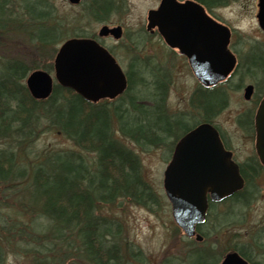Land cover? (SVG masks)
Returning a JSON list of instances; mask_svg holds the SVG:
<instances>
[{"label": "trees", "instance_id": "16d2710c", "mask_svg": "<svg viewBox=\"0 0 264 264\" xmlns=\"http://www.w3.org/2000/svg\"><path fill=\"white\" fill-rule=\"evenodd\" d=\"M55 1L0 0V46L14 49L21 43L35 54L30 64L18 57H0V139L9 145L0 151V207L11 203L16 213L13 218L0 209V264L4 262L5 246L20 248L32 264H145L137 254L130 256L129 247L120 237L122 229L101 210L120 199L142 207L155 203L139 156L122 140L145 150L169 147L173 144L168 143L169 138L179 137L172 130L178 128L182 118L170 115L165 104L170 75L162 69L151 70L152 58L139 60L140 49L129 46L133 58L128 66V87L116 99L119 103H87L56 84L47 99L34 100L24 85L26 76L38 69L51 72L62 41L94 38V32L89 31L91 24L107 23L118 7L114 0H92L70 22L59 14ZM247 52V60L251 55L263 58L253 59V71L247 72L260 91L264 89V52ZM134 86L141 90L131 93ZM143 102L149 103L148 108L141 106ZM191 107L196 109L195 96ZM138 112L140 115L134 116ZM128 125L132 130L127 129ZM42 129L63 136L93 158L85 161L70 149L34 154L30 145ZM187 131L188 128L181 134ZM256 161L253 157L246 164L254 163L251 165L257 168ZM245 179L247 186L252 179ZM246 192L245 187L221 205H246ZM215 206L211 205L207 221ZM236 209L225 211V216H230L229 225L242 224V215L238 217ZM202 236L205 241L206 235ZM257 239L248 247L259 256L264 254V246ZM204 241L186 242L185 264H204L209 254L217 257L218 264L222 253L218 257L213 247H204ZM230 250L237 251L250 264H260L244 247ZM189 255L199 258L190 262ZM164 261L162 264L168 260Z\"/></svg>", "mask_w": 264, "mask_h": 264}, {"label": "rangeland", "instance_id": "374dc122", "mask_svg": "<svg viewBox=\"0 0 264 264\" xmlns=\"http://www.w3.org/2000/svg\"><path fill=\"white\" fill-rule=\"evenodd\" d=\"M91 1L83 0L78 6L69 5L67 0H56L55 4L59 14L64 15L67 20L73 22L81 9ZM114 1L118 7L109 21L107 23H93L89 31L96 34L102 25L122 27L124 39L121 43L118 44L112 39H105L101 40V45L113 52L125 73L129 71L128 66L133 58L132 53L128 49L129 46H136L140 49L139 60L144 59L146 56L151 57L154 68L167 70L170 75V86L165 104L170 115H176L185 120L180 121L178 128L172 130L174 134L180 135L181 132L191 126H195L198 122L199 116L191 107V99L195 96L197 82L183 59L177 57L173 52H167L159 36H148L145 31L147 12L155 9L160 0ZM215 1V5H212L207 11L232 32L233 49L238 53L241 64H245V57L249 49H252L255 53L264 52V34L259 29L256 19L258 0ZM80 25L85 26L83 22ZM0 57L4 59L18 57L30 64L35 59V54L29 46L19 43L14 49L12 47L6 49V47L0 46ZM137 64H141V62L137 60ZM49 73L53 76L52 71ZM251 78L247 71L241 67L236 75L228 81L224 86L225 89L223 88L228 96V105L217 119L218 126L223 134L228 137L235 161L239 164H243L247 159H252L254 156L253 139L248 135V131H244L238 123V120L243 122L245 119V115L242 116L241 113L249 108V105L243 101L242 89L245 85L253 82ZM140 90L139 86L137 88L134 86L131 93H137ZM218 93L216 94L217 96L219 95ZM113 101L115 103L120 102L119 100ZM141 106L148 108L149 103L143 102ZM140 113L138 112L134 116H139ZM239 116L241 117L239 118ZM43 126L44 124H42ZM127 129L132 130L129 125ZM122 141L127 148L139 156L143 177L150 186L155 203L148 207H142L134 205L127 199H120L111 205L105 206L101 213L120 226L122 229L120 237L123 240V244L126 243L129 247L130 256L137 254L141 260H144L145 264H162L164 260L168 261H164L165 263L163 264H185L183 258L187 256L184 253L187 250L186 242L190 240H187L175 226L171 215V206L162 186L163 172L170 160L171 148H173L176 140L169 138L168 143H173L170 150L167 147H150L141 150L127 139ZM8 147V143L0 139V151L7 150ZM30 149L34 151V154L46 150L70 149L76 154L79 153L85 161L93 158V155H88L75 148L63 136L46 129H42L37 134L30 145ZM28 158L32 160V155H29ZM246 190V196L243 198L244 200L248 199L246 205L238 204V207H232L230 203L216 205L211 210V215L206 224L200 228L201 234H205L207 237L204 241V247H213L218 257V254L222 253L218 262L226 251L237 246L239 248L244 247L254 261L264 264V254L256 256L248 247L251 241L257 238L259 243L264 246V237L262 235V230H264V170L258 171L255 179L246 186ZM5 197L8 198V195L6 194ZM1 203L2 197H0ZM10 206L11 203H3L0 207L3 211L1 212L15 218L16 213L11 210ZM227 209H236L238 217L242 215L241 225H234L233 222L230 225L228 224L231 220L227 219L230 216H225ZM21 218L26 220L20 216L19 219ZM235 218L237 217L233 219ZM124 250V247H122V251ZM25 255L26 253H23L20 248L13 250L5 246L3 264H32L29 257ZM209 255L205 257L204 264H215L217 257L213 254ZM198 258L199 255H189L187 259L192 262Z\"/></svg>", "mask_w": 264, "mask_h": 264}, {"label": "water", "instance_id": "95a60500", "mask_svg": "<svg viewBox=\"0 0 264 264\" xmlns=\"http://www.w3.org/2000/svg\"><path fill=\"white\" fill-rule=\"evenodd\" d=\"M78 5L82 0H67ZM260 30L264 33V0L258 2L256 15ZM212 26V32L221 34V44L215 52L211 72L198 70L197 42L201 39L203 26ZM157 27L165 42L171 48L179 49L187 56L194 75L205 86L224 79L235 66V57L227 50L229 30L209 20L203 10L194 2L187 0H161L156 10L147 13L146 30ZM210 30V29H209ZM120 26H102L99 37L111 36L113 40L122 38ZM69 89L84 101L97 103L113 100L121 95L127 80L115 59L96 41L88 38H71L63 42L53 60V77L42 70L33 71L25 80L30 96L44 100L52 92L53 82ZM252 86L243 91L244 100H249ZM255 149L260 163L264 166V99L255 117ZM243 187L237 166L230 161L223 150L214 129L201 126L183 139L175 147L173 158L164 172L163 189L172 206L174 222L188 237L201 242L194 229L203 223L207 209L206 195L212 201H219L240 191ZM220 264H249L237 252L225 254Z\"/></svg>", "mask_w": 264, "mask_h": 264}, {"label": "flooded vegetation", "instance_id": "af4514ba", "mask_svg": "<svg viewBox=\"0 0 264 264\" xmlns=\"http://www.w3.org/2000/svg\"><path fill=\"white\" fill-rule=\"evenodd\" d=\"M177 1L179 3H183L187 0H177ZM191 1L194 2L195 4H197L203 10L204 14L206 15V17L209 20H211L212 22L220 23L216 18L212 17V15L207 11V9H210L212 7V5H215V2H216L215 0H207L210 4L202 2V1H198V0H191ZM207 4H209V5H207ZM212 29H213L212 26L210 27V26H208V24L204 25L202 30L205 31V33L203 32L201 34V39L197 42V51H198L197 60L199 62L198 63V65H199L198 70H200L202 72H208V73L211 72L215 68L214 61L216 60V58L214 55H215V52L217 51V47L221 44V41H218V37H222L221 34L213 33ZM152 35L159 36L160 39L162 40V42L164 44V48L167 50V52H173L177 57L183 59L184 62L186 63V66L188 67V69L191 72H193V69L191 68V66L188 62V58L184 55H180L176 51V49H170L169 48L170 46L165 42L164 38L159 33V30L157 27H154V29L148 33V36H152ZM105 39H110V37H106V38H99L97 36L95 37V40L100 45H101V40H105ZM119 43L120 42H118V44ZM227 50L235 56L236 64H237L235 67V70L229 75V77H226L225 79H223V80H221L215 84L205 86L199 80H196L197 89L195 91V101H196L195 112L199 116L198 122L195 126H191L190 128H188V131L185 132L181 137H183L186 133L192 131L193 129H196V128L201 127V126H207V127H210L211 129L213 128L217 132L218 139H219L220 143L222 144L223 149L226 152L230 153V160H232L233 162H235L237 164L238 173H239L240 177L243 179L244 184H246V179H245L246 177L254 180L256 175L258 174V171L261 170V168L264 170V168L260 166L258 161H256V165L258 166L257 168L254 167L253 165H251L254 163L246 164V162H244L243 164H239L235 161L234 153H233L232 148H231V144L229 143L228 137L223 134L222 130L218 126L217 119H218L219 114L222 111H224L228 105V96H227L226 91L223 90L224 86L228 83V81L233 76L236 75L239 68L243 67V70L249 72L252 70L253 59L259 60V59H263V58L261 56H258V55L257 56L251 55V58H248V60H247V57H245L246 58L245 64H241V60L239 61L238 53L233 49L232 32L230 33L229 40L227 43ZM257 57H259V58H257ZM150 69L151 70L154 69V66L151 65ZM156 69H159V68H156ZM163 71L167 72L166 69H164ZM263 79H264V76H263ZM247 85L253 86V95L248 102H245L246 104L249 105L248 106L249 108L245 109V111L243 113H241L242 116L245 115V119L243 120V122L241 120H238V123L244 131H248V133H249L248 135L250 137H252L253 143H254V140H255L254 119H255V115H256V112L258 110V107H259V105H260V103L264 97V91H262V92L257 91L255 80H253V82H251L250 84H247ZM220 89H222V90H220ZM217 92H219L218 96L216 95ZM240 117L241 116H239V118ZM180 121H185V120H183V118H182V120H180ZM179 139L176 141V143L179 141ZM176 143L174 144L173 148H171L172 145L167 147V148H169V150H170V148L172 150L171 155H170V160L167 163V165L170 164V162L173 158ZM253 151L255 153V148H253ZM254 157H256L255 154H254ZM242 165H244L243 168H242ZM244 176H246V177H244ZM237 194H238V192L235 193L233 196H235ZM206 197H207V201H208V211H209L210 210L209 208H211V205H212V203L210 201L211 200V194L208 193ZM262 235L264 237V230H262Z\"/></svg>", "mask_w": 264, "mask_h": 264}]
</instances>
